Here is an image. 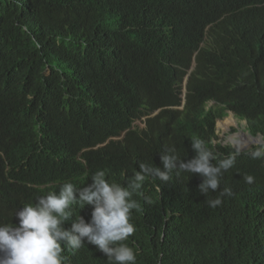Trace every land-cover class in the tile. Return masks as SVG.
Wrapping results in <instances>:
<instances>
[{
  "label": "trees",
  "instance_id": "obj_1",
  "mask_svg": "<svg viewBox=\"0 0 264 264\" xmlns=\"http://www.w3.org/2000/svg\"><path fill=\"white\" fill-rule=\"evenodd\" d=\"M262 3L0 0V224L13 225L14 210L42 189L98 170L113 183L125 174L127 186L140 163L159 167L170 148L191 159L185 115L206 122L205 146L218 159L233 149L210 140L215 115L233 112L264 141ZM254 147L224 173L220 187L234 195L216 208L201 204L196 174L146 178L133 195L136 231L123 242L136 264H264V159L251 158ZM63 256V264H109L93 245Z\"/></svg>",
  "mask_w": 264,
  "mask_h": 264
},
{
  "label": "clouds",
  "instance_id": "obj_2",
  "mask_svg": "<svg viewBox=\"0 0 264 264\" xmlns=\"http://www.w3.org/2000/svg\"><path fill=\"white\" fill-rule=\"evenodd\" d=\"M258 6L262 7L264 3ZM186 85V82L181 83V88L184 89L180 94V101L185 103L180 102L173 107L175 110L182 111L185 107ZM212 104V101H208L205 109ZM155 114L157 111L152 116ZM228 114L237 119L233 112L226 111L222 121ZM184 118L185 124L181 123V128H185L187 124L200 130L202 125L205 127L202 140L196 137L190 139L191 149L195 153L191 159H179L175 150L170 148L160 154L161 166L140 163L139 171H133L127 186L123 183L125 174L121 181L113 183L104 170H98L87 179H79L75 183L65 182L59 186L57 192H46L42 189L44 186H41L44 194L14 210L16 219L13 225L0 224V264H63L65 248L76 251L86 244L93 245L97 251L102 252L109 264H136V253L123 242L136 231L135 225L130 222L132 210H139L133 195L142 187L146 178L168 183L174 171L177 174L190 173L191 176L196 174L195 188L203 203L210 208L220 206L223 197H232L234 193L231 188L221 189V179L225 172L234 167L239 152L249 147L239 150L234 144H221L216 134L220 121L216 118L213 129L216 139L210 140L233 149L230 155L218 159L217 154L205 146L206 122H198L193 116L185 115ZM241 120L244 129L241 133L247 138L246 121ZM134 125L144 127L142 121H135L132 126ZM239 129L236 123L232 131ZM122 136L123 134L114 140L121 139ZM251 146L254 147L253 144ZM249 155L252 159H264V142L257 143ZM243 179L248 184L254 182L250 175ZM156 186L155 183V188ZM210 190L218 195L210 198ZM86 206V209L81 210ZM65 222L71 223V226L65 228Z\"/></svg>",
  "mask_w": 264,
  "mask_h": 264
},
{
  "label": "rangeland",
  "instance_id": "obj_3",
  "mask_svg": "<svg viewBox=\"0 0 264 264\" xmlns=\"http://www.w3.org/2000/svg\"><path fill=\"white\" fill-rule=\"evenodd\" d=\"M229 118L231 121H233V125L229 128H222V125L220 123L217 126V139L220 140L221 144H231L235 145V147L239 150L246 149L250 147V139L244 138L241 131H244L243 129V122H239L235 117L228 114L224 119L223 122ZM236 123L238 124L239 130L232 131V128L236 126ZM246 139V140H245ZM248 139V141H247Z\"/></svg>",
  "mask_w": 264,
  "mask_h": 264
},
{
  "label": "water",
  "instance_id": "obj_4",
  "mask_svg": "<svg viewBox=\"0 0 264 264\" xmlns=\"http://www.w3.org/2000/svg\"><path fill=\"white\" fill-rule=\"evenodd\" d=\"M185 128H186L185 131L182 130V132H183V134L185 136L189 137L190 139L192 137H196V138H199V139L202 140L203 133H204V129H205V127L203 125L201 126V129L202 130L194 127L191 124H187ZM248 138L250 139L249 140L250 141V144H253V145H256L259 142H264L258 135L257 136H250V135H248Z\"/></svg>",
  "mask_w": 264,
  "mask_h": 264
},
{
  "label": "bare ground",
  "instance_id": "obj_5",
  "mask_svg": "<svg viewBox=\"0 0 264 264\" xmlns=\"http://www.w3.org/2000/svg\"><path fill=\"white\" fill-rule=\"evenodd\" d=\"M182 82H186L187 83V81H185V78H182ZM181 90L182 89H184V88H180ZM179 94H180V92H179ZM181 103H185L184 101H180ZM210 109H212V107H210ZM178 111V113H181V111L180 110H177ZM207 111V113L203 116V117H205V120L206 121H208V118H210V117H208V112H209V110L207 109L206 110ZM156 115V114H155ZM195 116H197V114H194ZM199 115V114H198ZM200 116V115H199ZM198 118V117H197ZM212 118V117H211ZM215 118H217V120L218 121H220V125H222V128L224 127V128H229L230 126H232L233 125V121H231L229 118H227L224 122L222 121V117L221 116H216L215 115ZM181 119H183V120H186V118H183V117H181ZM237 120L239 121V122H241L242 120H241V118H239V117H237ZM212 122H214V120L212 119ZM185 124V122H183V125ZM183 129H186V128H182L181 129V131L183 130ZM124 135H125V133L124 132H122ZM248 135H250L251 136V134L248 132ZM246 140V139H245ZM247 141H248V139H247ZM164 153V152H163ZM162 153V154H163ZM129 165H131V163L129 164ZM129 173L127 172V175H128ZM128 177H129V175H128ZM198 185H199V182H198ZM41 188V187H40ZM156 190V189H155ZM199 196V198L201 199V204H202V198H201V196L200 195H198ZM88 206H86L85 208H83V209H81V210H84V209H86ZM79 210H80V208H79V206L77 207Z\"/></svg>",
  "mask_w": 264,
  "mask_h": 264
}]
</instances>
